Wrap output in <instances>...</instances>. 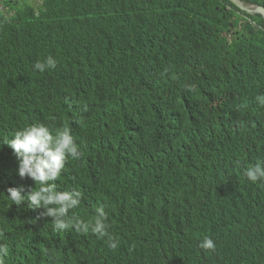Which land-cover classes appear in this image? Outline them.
Returning a JSON list of instances; mask_svg holds the SVG:
<instances>
[{
	"label": "trees",
	"instance_id": "trees-1",
	"mask_svg": "<svg viewBox=\"0 0 264 264\" xmlns=\"http://www.w3.org/2000/svg\"><path fill=\"white\" fill-rule=\"evenodd\" d=\"M56 1L39 7L48 8L39 17L29 4L0 10V141L33 122L71 128L83 155L57 187L82 193L73 217L94 219L103 204L120 245L113 251L91 232H54L50 217L37 219L43 207L11 206L6 189L26 194L34 181L19 177L4 145L5 264H264V182L244 175L264 161L254 147L264 139L256 99L264 94V18L229 0H145L143 11L108 9L110 0ZM228 4L234 11L223 13ZM60 10L65 38L54 23ZM232 25L242 28L230 40ZM49 54L57 67L33 70ZM222 118L226 133L215 146L192 139L204 124L218 131ZM133 123L135 151L105 158ZM205 237L215 251L198 247Z\"/></svg>",
	"mask_w": 264,
	"mask_h": 264
},
{
	"label": "clouds",
	"instance_id": "clouds-1",
	"mask_svg": "<svg viewBox=\"0 0 264 264\" xmlns=\"http://www.w3.org/2000/svg\"><path fill=\"white\" fill-rule=\"evenodd\" d=\"M2 1L3 3L0 2V4H28L29 1L33 3L29 5L36 8L35 15H38V17L41 16L43 12L48 10V8H45L43 12L39 11V7L46 4L47 1L57 4L56 0ZM144 1L145 0H110L107 4L108 9L109 7L119 8L139 4L140 6L137 11H143L145 9ZM229 1L233 3L231 0ZM242 1L246 5H261L249 3L245 0ZM237 7L240 10L245 11L239 6ZM0 10L3 12L7 11L5 6ZM229 10L234 11V8L228 4L224 8L223 13H228ZM231 14H233V12H231ZM243 16L245 15L243 14ZM239 22L240 25H243L245 21L244 19H241ZM54 23L58 26L61 36L65 38L67 33L64 27L65 24L61 19V10L56 15ZM241 28L242 27H240L239 30H241ZM239 30L238 27H234L232 25L228 34V37L229 35L231 36L229 37L230 40L232 39V32H239ZM57 64V58L49 54L43 60L36 61L33 65V70L45 73L47 71L54 70L57 67ZM197 84L204 86L200 83ZM189 88H191V86H189ZM199 93L203 95V93ZM256 99L259 105L264 106V94L257 95ZM78 103L79 100L74 99L70 112L71 119H73L75 114L78 112ZM133 125L120 128L121 142L114 149L102 151L101 153L105 158H124L135 151L138 145V126L135 123H133ZM203 129L204 133L202 132ZM225 133L226 126L222 118L221 126L218 131L215 132L208 130L204 124L195 132L192 139L195 142L196 140L207 142L208 148H211L225 137ZM10 136L13 138L5 137L2 141H0V148L4 145L9 146L13 150V154L18 164L17 174L19 177L21 179L28 178L34 181V187L30 186V190H28L26 194L24 193L23 188L8 187L6 189V192L4 193L7 194V199L11 201V206L14 204L18 208L27 207L33 210L43 207L45 211L41 212L37 219H40L41 217H50L52 221V230L54 232L63 233L65 231L74 230L75 233L84 235L91 232L92 234L105 239L109 249L113 251L118 249L120 240L109 231L110 225L108 223V214L105 211V206L101 204L96 208L94 219L84 220L78 217H73L70 214L80 206L83 198L82 193L76 188H72L70 190H59L57 187L56 182L61 179V176L66 170L67 164L70 161L81 159L83 155L81 145L77 143L74 135L72 134L71 128L67 125L55 127L54 124L50 123L45 124L33 122L13 131ZM254 147L264 150V139L261 143L255 144ZM97 158L99 161V155ZM237 163H239V161H237ZM95 166L103 170L99 164L96 163ZM90 175L94 176L95 171L92 170ZM244 175L253 183L264 182V161L258 159L255 164L247 166L244 170ZM111 183L115 186L117 185L116 180H111ZM25 201H27L26 205ZM3 235L4 233L0 232V238H2ZM198 247L206 252L215 251L216 244L212 238L205 237L200 241ZM8 257L9 246L7 242H2L0 243V264H5V260Z\"/></svg>",
	"mask_w": 264,
	"mask_h": 264
},
{
	"label": "water",
	"instance_id": "water-1",
	"mask_svg": "<svg viewBox=\"0 0 264 264\" xmlns=\"http://www.w3.org/2000/svg\"><path fill=\"white\" fill-rule=\"evenodd\" d=\"M231 1L250 14H261L264 17V6L262 5H246L242 0Z\"/></svg>",
	"mask_w": 264,
	"mask_h": 264
},
{
	"label": "rangeland",
	"instance_id": "rangeland-1",
	"mask_svg": "<svg viewBox=\"0 0 264 264\" xmlns=\"http://www.w3.org/2000/svg\"><path fill=\"white\" fill-rule=\"evenodd\" d=\"M0 2H2V3H3V1H2V0H0ZM28 4H33V3H31V2H29V1H28ZM2 8H4V4H0V9H2ZM229 37H231V36L229 35Z\"/></svg>",
	"mask_w": 264,
	"mask_h": 264
}]
</instances>
